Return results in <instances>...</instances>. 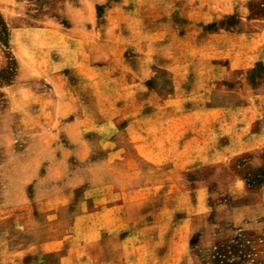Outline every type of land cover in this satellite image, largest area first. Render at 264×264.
Listing matches in <instances>:
<instances>
[{"label":"rangeland","instance_id":"rangeland-1","mask_svg":"<svg viewBox=\"0 0 264 264\" xmlns=\"http://www.w3.org/2000/svg\"><path fill=\"white\" fill-rule=\"evenodd\" d=\"M0 34V264L147 180L140 264H264V0H0Z\"/></svg>","mask_w":264,"mask_h":264},{"label":"crops","instance_id":"crops-1","mask_svg":"<svg viewBox=\"0 0 264 264\" xmlns=\"http://www.w3.org/2000/svg\"><path fill=\"white\" fill-rule=\"evenodd\" d=\"M182 150L180 161L187 153ZM142 161L136 166H144L149 173L153 160ZM128 188L132 190L113 186L108 191L111 198L86 197L67 215V232L46 239L36 235L35 244L20 248L19 264H140L145 251L132 241L135 218L131 208L151 200L155 183L138 181Z\"/></svg>","mask_w":264,"mask_h":264},{"label":"trees","instance_id":"trees-1","mask_svg":"<svg viewBox=\"0 0 264 264\" xmlns=\"http://www.w3.org/2000/svg\"><path fill=\"white\" fill-rule=\"evenodd\" d=\"M0 38L3 39V36L1 34H0ZM219 254H222V253H217V256L215 258V264H230L229 262H227V260L225 258H223V257L221 258L220 256H218ZM226 258L229 259V257H226Z\"/></svg>","mask_w":264,"mask_h":264}]
</instances>
